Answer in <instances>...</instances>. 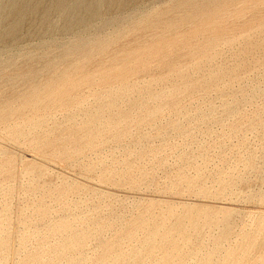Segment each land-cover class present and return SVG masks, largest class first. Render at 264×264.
I'll list each match as a JSON object with an SVG mask.
<instances>
[{"label": "rangeland", "instance_id": "rangeland-1", "mask_svg": "<svg viewBox=\"0 0 264 264\" xmlns=\"http://www.w3.org/2000/svg\"><path fill=\"white\" fill-rule=\"evenodd\" d=\"M171 1L135 0L137 7L114 13L103 9V17L92 22L86 30L79 27L72 32L64 30L63 18L55 10L51 9L49 19L44 22L43 8H40L35 15L24 18L14 40L0 43V75L18 77L30 61L37 67L49 59L61 62L65 58V49L76 41L112 38L126 30L138 15L163 8ZM239 1L228 5L223 20L212 19L203 26L182 28L181 34L189 31L180 38L181 46L173 42L176 40L172 41L173 36H167L170 39L166 37L164 45L168 46L164 48L166 51L162 50L163 56L160 51V55L139 57L141 62V58H145L142 64L147 67L140 66L141 62L137 60L134 62L138 66L128 61L131 65L128 64V74L124 76L129 80V86H135L131 87L133 90L147 86L143 92H149L143 96V109L120 101L119 108L130 112L121 125L128 133L121 142H115L111 133H104L97 141L98 150H88L80 161L71 162L66 156L76 147L46 146L45 139L35 142L41 137L38 135L45 133L43 130L39 133L31 130V134L19 140L8 132L9 128L0 126V163L11 161V166H5L7 168L0 174V224L7 220L9 227L6 226L4 234L10 237V250L4 264H18L20 259L43 244L45 224L36 215L41 202L49 209L51 220L85 217L86 230L89 223L107 225L105 231L84 245L86 264L111 263L112 257L118 254L121 255L118 264H136L131 250L154 226L160 227L162 236L172 230L171 237L178 242L183 256L182 264H203V258L209 253H213L210 264H264V49L251 45L260 42L264 35L260 28L264 0ZM20 3L21 0H0V32L10 25V11ZM36 3V0H26L23 9H35ZM43 7L49 8L50 2ZM134 9H138L137 12ZM215 25L227 34L220 35V43H206L213 39V34H192V30L204 33ZM232 34L239 36L229 37ZM128 42V38L118 40L117 45ZM137 46L133 43L130 47ZM203 49L210 50H206L208 56L201 57ZM209 56L211 59L207 61ZM96 57L81 73L73 75L74 79L84 74L93 75V78L99 76L98 69H91L100 60ZM146 61L148 63H144ZM38 69L42 70L39 76L44 77L45 71L41 67ZM179 70L185 75L182 76ZM217 72L220 79L212 83L208 77ZM186 81L188 84L184 83ZM1 85L5 86V83ZM15 86V93L24 92L26 88L18 82ZM96 87V92L101 93L107 86ZM150 92L157 97L150 98ZM132 94L135 98L138 91ZM10 95L9 92L0 94V104ZM88 95L89 90L85 89L84 107L95 102V98ZM156 108L161 110L158 116L149 117V111ZM23 116L18 123L33 118L30 112ZM81 120L79 117L77 122ZM120 120L123 119H116V124ZM140 121H144L142 126L137 125ZM53 122H60L64 127L51 132L49 140L57 141V145L68 144L71 137L69 122L61 114L47 127L52 128ZM70 187L75 191L70 199L76 206L67 209L68 202L57 199L53 191ZM169 206H174L179 213L185 207L207 209L216 223L209 226L201 218L196 226L185 221L180 227H174L175 218L171 217L161 224V214ZM5 208L6 213H1ZM144 221L148 225L137 231L136 238H128L132 228ZM185 236L190 237L188 242H183ZM22 237H26L27 244H21ZM71 253L66 256L67 260L76 257V252ZM40 254L45 259L40 264H45L48 255L42 250ZM161 254L156 251L145 264L154 263ZM66 258L59 264H66Z\"/></svg>", "mask_w": 264, "mask_h": 264}, {"label": "bare ground", "instance_id": "bare-ground-1", "mask_svg": "<svg viewBox=\"0 0 264 264\" xmlns=\"http://www.w3.org/2000/svg\"><path fill=\"white\" fill-rule=\"evenodd\" d=\"M25 1L26 0H21V3L19 5L17 4V6L13 7L14 5L13 4L11 6L13 7L12 11H10L11 12L10 14L12 16V21L6 29L0 32V43L8 40H14L18 36L24 18L27 16L35 15L37 11L40 10V8H43L42 10H43L44 22H46V20L49 19L51 14V9L55 10L56 12H59L63 18L64 30L72 32L79 27L81 29L86 30L87 27L90 26L92 22L103 17V9H105L106 12L114 13V12H122L123 10L137 7L135 0H36L37 3L35 9H31L30 11H25L23 9V5ZM48 1L50 2V7L44 9L43 6ZM159 1L162 0H158V2ZM233 1L235 0H172L169 4H167L163 8L157 9L145 15L144 14L138 15L135 18L136 20H133V22L129 24L126 30L118 32L112 38H97L93 40L80 39L76 41L74 44H72L71 46L65 49L63 53V55H65V58L61 62L57 63L49 59L47 61H42L41 65L37 67V65L34 64L33 61H30L29 64L26 66L25 71L20 73L18 77H4V75H0V92H1L0 94H2V96L8 94V92L11 94L8 97L7 101L0 104V126H2V128L3 127L9 128L8 132H10L14 138L19 140L21 138L23 139L24 137H26L30 133L29 131L31 130L35 133H39V131L43 130L45 133L38 135L41 137L38 136H37L38 138H36V136L33 137L34 140L36 138L35 142H37L40 139H45V141L47 142L46 146H53V147L59 146L60 149H65V147L69 145L76 147L73 153L66 156L68 159H70L71 162L80 161L81 156H83L85 154L84 152H87L88 150L90 151L98 150L97 141L100 138V136L103 135L104 133H108V132L111 133L112 139L115 142L117 143L121 142L122 139L128 135L127 131H125L126 127H122L121 125L123 124V122L126 121L125 119L129 117L130 112L128 113V111L119 108L120 101L122 100L123 102H130L133 108L143 109L145 106V101L143 96L144 94L149 92L148 90H145L143 92L144 89L148 88L147 86L144 87V89L138 87L137 90H133L131 88L135 86L132 85L129 86L128 84L129 80L126 78V76H124V74H128L127 72L128 67L129 65H131L128 63V61H132L133 63H135L134 61L136 60L139 61L140 60L139 57H142V55L143 57H145L144 55H160V51H162L164 48H166V46H168V45L166 46L164 45L167 36H173L172 41L176 40L173 42L180 44L179 46H181V41H179L180 38H183L184 34L185 35L188 34L186 32L189 31L187 30L185 31L184 34H181L180 32L182 28L184 27L192 28L193 26L198 27V25L203 26L209 24L212 19L214 20L225 19L227 16L226 9L228 5L230 6V3L232 4ZM240 2L241 0L239 1V3ZM247 4L250 3L247 2ZM244 6H246V4ZM134 10H136L137 12L138 9H134ZM136 12H134V14ZM261 24L262 25L260 28L263 29L262 33L264 34V16L262 18ZM253 27L251 28V30L253 29ZM200 32L201 31L192 30V34L195 36L197 34L198 35L201 34L203 36L208 34L211 35L213 34V39L206 41V43L209 45H212L215 42H217L220 35L224 36V34H226L224 33V30H220V28L217 25H215L213 29H208L204 33H200ZM235 34H234L235 37L239 36ZM229 37H233V34L232 36ZM126 38L129 39L128 43L123 45H117L118 40H122ZM133 43H136L139 46H137V48H131L130 46ZM217 43L220 42L218 41ZM251 45L254 48L263 47L264 49V35L262 36L260 42H255L252 43ZM114 46L116 47L113 49ZM124 47H129V48H124ZM186 47H188V45ZM210 48H213V46H211ZM206 50L204 51L203 49L204 51L203 54L200 53L202 55L201 57H204L203 55L206 56L207 55L206 52L210 51L211 49L207 51ZM194 53L196 54L195 51ZM163 55L164 52L162 56ZM96 56H99L100 60L95 62L94 65L91 67V69H96V70L98 69L101 74L99 76L98 74L94 75L96 76L95 78H93V75L84 74V76L81 75L82 77L78 79H74L73 75L81 73L83 69L87 67L88 64H90L93 58ZM192 57L193 56H191V58ZM142 59L144 61L145 58H141V60ZM206 59L208 61L211 59V57L209 56ZM143 61L142 62L139 61L141 62L140 66L144 65L145 67H147L145 64H142ZM149 62H151V60H149ZM121 63L122 64L125 63V64L122 65ZM144 63H148V62L146 61ZM188 63L191 62L189 61ZM149 64L148 66L150 67ZM199 65L200 64L198 63V66ZM136 66L138 65L136 64ZM188 66L190 65L188 64ZM40 67L45 71L44 77L39 76L40 71H42L38 69ZM145 70L146 69H144V71ZM133 71L134 70H132L131 72ZM134 72H136V69ZM219 72L213 75L211 74V77L208 75L209 76L208 78H210V81L212 83H217L218 80L220 79L221 75L219 74ZM180 73L182 74V76L185 75V73H183L182 71H180ZM183 78H187V77H183ZM96 80L98 83L96 82ZM183 80L185 81V79ZM17 82L23 83L25 85L26 88L24 89V92L15 93V89H16L15 85ZM143 82L146 81L143 80ZM2 83H5V86H2L1 85ZM184 83L188 84L187 81ZM102 85L103 86L106 85L107 87H104L101 93L100 91L99 93L96 92L94 87L96 86L101 87ZM141 85H143V83ZM85 89L89 90L90 95L88 96L95 98V102H93L94 104L89 107H84L85 104H83L85 103V98L83 97V92L85 91ZM135 91L136 92L138 91V96L134 98L132 93H134ZM149 96L150 98H156L157 94L150 92ZM170 96H172V93L170 94ZM15 102L17 103V106L19 104L18 107L13 106L15 105ZM26 112L32 113L33 118L32 119L27 118L28 120L26 122H23L21 124L18 123L17 120L23 118L24 117L23 115H25ZM159 112H161V110L159 108H156L150 110L148 115L149 117H156L158 116ZM59 114L63 115V118H65L66 121H68L70 124L68 129H71V131L69 132L71 133L70 135L71 137L69 140L70 142L68 144L62 143L60 145L59 144L57 145V141L49 140L51 136L50 134L51 132L53 133V131L54 132L60 131L62 127H64L60 122L57 123L53 122L54 125L52 124L53 125L52 128L47 127L49 122H52L54 117ZM79 117L80 118L82 117L81 120L82 122L80 123L77 122V119ZM116 119H123V120H120L116 124ZM149 120L150 118L148 119V121ZM143 124L144 121H140L137 123L138 126H142ZM47 128L49 131L47 130ZM47 131L49 132V134L47 133ZM99 144L101 145L102 142H100ZM10 164L11 161L1 162L0 174L7 167H10L11 166ZM5 166L7 167L5 168ZM53 192L56 195L57 199L59 198L61 200H65L68 202V204L65 205L67 209H71L73 206H76L70 199L71 198L70 195L75 192L72 189V187L64 188V189H55ZM6 211L7 209L5 208L1 211V213L5 214ZM36 215L40 219V221L45 224L44 225L45 228H43L44 229L43 244L39 246V248L37 247L38 249L35 250L34 252H31L30 254L23 257L22 260L20 259L18 264H40L41 262H43V260H45L40 254L41 250L48 255L45 264H59V261L64 257L66 258V256L69 255L71 252H76L77 253L76 257L71 258L70 260H67L66 258L65 260L66 264H86L87 260L83 254V250L87 240L91 239L92 237H94L95 239L97 234H100L101 232L105 231L108 228L107 225L100 226L95 223L90 225L89 223L86 224V227L88 225V230H86L84 226L85 217H80V218L76 217V219L74 220L61 219V218L57 220H51L49 219L50 216L49 209L43 205V202H41L40 205L37 206ZM161 216H163L161 220V224H165L169 219L171 220V217L175 218L174 227L175 226L180 227L185 223V221H188L189 224L196 226L198 225V222L201 218L205 219L206 224L209 226H213L216 223L215 218L213 217L212 213L209 210L199 209L197 207H185L183 211L179 213L174 206H169L167 207L166 211L161 214ZM147 225L148 222L144 221L134 226L132 228L133 232H130L128 238L135 239L137 231H139V229H143ZM6 226L9 227L7 220L4 221L2 224H0V264H4L7 261V255L10 250V237L9 235L4 234V232L6 233ZM171 232L172 230L170 229L166 235L162 236L160 233V227L154 226L153 229L147 233L145 238L139 241L137 245L134 246V248L131 250V257L135 260V263L145 264L149 260V258H153V256H155L156 251H161L162 254L160 258L155 260L154 263L152 264H167L175 261L178 264H182L183 256L180 251V246L178 245V242H176V240L172 239ZM183 239H184L183 242H188L190 237L185 236ZM25 240L26 237H22V242H21L22 245L26 243ZM212 256L213 253L207 254L203 258V264H210L212 260ZM112 258H113L112 262L107 264H118L121 259V255L118 254ZM101 264H106V263H101Z\"/></svg>", "mask_w": 264, "mask_h": 264}]
</instances>
